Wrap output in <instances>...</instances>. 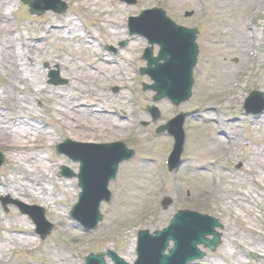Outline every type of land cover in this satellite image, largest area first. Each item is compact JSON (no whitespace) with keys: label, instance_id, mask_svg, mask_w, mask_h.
<instances>
[{"label":"rangeland","instance_id":"rangeland-1","mask_svg":"<svg viewBox=\"0 0 264 264\" xmlns=\"http://www.w3.org/2000/svg\"><path fill=\"white\" fill-rule=\"evenodd\" d=\"M61 1L66 11L43 15H31L21 0H5L9 7H0V18L4 15L0 23L7 17L13 32L9 50H16L17 61L16 67L11 60L3 64L0 59V109L10 114L13 125L23 118L49 132L43 139L24 140L25 145H33L36 159H44L45 176L40 182L23 176L22 169L15 170L11 141L7 139L6 146L0 138L5 156L0 168V243L17 237L0 253V264H85L90 253L107 251L132 263L137 233L161 231L180 210L214 217L221 225L216 230L222 245L216 252L199 247L206 258L192 264H264V113L245 115L243 108L249 93L260 91L264 96V0H104L101 6L92 5L96 0ZM152 7L164 9L181 26L199 30L193 96L178 108L168 100L155 103V94L143 90L144 84H151L148 76L140 74L146 67L141 54L147 40L128 36L125 28L124 16H137ZM113 17L119 19V37L113 35L117 31ZM7 38L0 29V42ZM254 39L258 46L251 58L248 52L256 44L251 45ZM124 42L127 45L120 47ZM29 46H37L44 55L37 51L28 55ZM111 47L117 49L116 55L107 49ZM157 51L155 46V55ZM52 73L66 84H50ZM13 84L18 92L5 93ZM41 89L48 92L37 102L34 93ZM22 97L31 104L13 108V101ZM216 105L222 110L217 111ZM148 107L159 110V120L153 121ZM187 111L195 114L187 117L184 126L183 161L179 169L167 173L163 159L173 139L153 129ZM78 122L91 128L74 127ZM67 139L96 144L123 141L136 152L120 166L110 185V207L101 206L103 220L91 232L69 216L80 189L77 179L60 175L61 168L77 173L79 164L55 150ZM220 156L224 158L218 160ZM14 173L26 184L33 180L30 187L37 189L41 200L26 192L16 197L9 191ZM166 196L167 210L138 222ZM8 197L45 209L47 219L55 224L50 237L42 241L32 220L13 203L6 209L1 199ZM21 237H28V243L23 245Z\"/></svg>","mask_w":264,"mask_h":264},{"label":"water","instance_id":"water-1","mask_svg":"<svg viewBox=\"0 0 264 264\" xmlns=\"http://www.w3.org/2000/svg\"><path fill=\"white\" fill-rule=\"evenodd\" d=\"M24 2L31 6L30 12L42 13V1L27 2L24 0ZM46 6L48 9L53 8L51 5ZM137 26L133 27V33H140L151 44L156 43L162 47L160 57L153 59L149 54L145 57L149 62V69L145 73L155 81L152 89L158 92L156 98H170L175 104L189 99L192 87V69L196 64L198 54L194 34L174 27L160 14L152 15L149 18L144 17ZM248 109L258 114L264 107L259 110ZM175 122L178 124L169 131L179 139L177 131L181 129L182 120L179 118ZM66 148L67 145L61 152L82 164L79 185L83 189V193L80 194V202L76 205L72 216L87 228L95 227L101 219L98 214L99 204L108 198L106 192L108 183L115 177L118 163L128 159L129 155L121 148L118 150L93 149L87 152H74V150ZM205 219L195 213L181 212L164 233H156L151 236L148 232H142L138 243L139 260L137 264H172L169 263L170 259L176 261L177 264H188L203 256L196 251L199 244L215 251L219 244V235L213 232L216 224L209 220L206 228L201 230L197 228L200 225L198 220ZM35 220L39 224V221ZM209 235L214 236L212 241L207 239ZM170 240L176 242V247L169 256H165L164 252L167 250ZM99 258L102 259L103 256L101 255ZM114 259L120 263L116 258Z\"/></svg>","mask_w":264,"mask_h":264},{"label":"bare ground","instance_id":"bare-ground-1","mask_svg":"<svg viewBox=\"0 0 264 264\" xmlns=\"http://www.w3.org/2000/svg\"><path fill=\"white\" fill-rule=\"evenodd\" d=\"M5 0H0V7L2 6H6V8L9 7L8 3H4ZM103 3V5L106 3L104 0H96L95 2H93L92 5L95 6H101ZM4 18V15L1 17ZM0 18V19H1ZM109 19V18H108ZM111 20H113V23L116 24V33H114L113 35H117L119 37V35L121 33L120 30V25L118 22V17H113L111 18ZM10 23L7 19V17H5V19L2 21V23H0V29L3 30L4 32H6V34H8V38L5 39L4 42H0V59L2 58V63H6L9 64L10 60L12 61L11 64H15V66L17 67V61L16 59V50H13V52L9 50L10 47V43H12V41H14L13 37L11 35H13V32L9 29L11 27ZM76 26V25H75ZM77 27V26H76ZM58 34V33H57ZM56 34V35H57ZM254 41H256L255 47H257V40H251V45L254 43ZM31 51H28V55L29 54H34V51H37L38 53H40L42 56L44 55V52H40L39 48L34 47L33 49L31 48V46H29ZM10 52V53H9ZM1 61V60H0ZM1 63V62H0ZM31 61H29L30 64ZM16 85H11V88H9V90H6L5 93H11L12 91L16 94V92H18V88H15ZM48 91H46L45 89H41L39 92L34 93L35 97H37V102L40 101V97L41 96H46ZM20 93V91H19ZM13 97V95H12ZM15 98V97H14ZM21 103L23 104H28L29 100L26 99L25 97H22V99H18L16 98L13 101V108L16 107H20ZM31 104V103H29ZM11 116L10 114H7L4 111H1L0 109V138L2 139V141H4L5 143H10L11 144L8 146L10 147L12 150H14V154L15 157H13V161L15 162L16 166H15V170H24L23 171V176L28 175L27 177H29L30 179H35L37 181H41V179L45 176L44 172H43V168H44V159H36V157L33 155L32 153V149H33V145L28 146L25 145L24 140L27 138H35L36 140L39 139H43L44 136H46V134H48L49 132L47 131V129L42 126H37V128L31 126L30 124H28L23 118L20 121H14V125L13 123L11 124L8 120L10 119ZM15 126V127H14ZM19 126V127H17ZM31 126V128H29ZM74 127L76 128H84L86 129H90L91 125L85 123V122H78L77 124L74 123ZM27 129L33 130L34 132L31 134L30 132H27ZM36 135V136H35ZM8 139V140H7ZM7 140V141H6ZM7 143L5 144L7 146ZM5 146V147H6ZM24 149H29L30 151H25ZM37 166V167H36ZM35 167V168H34ZM22 173V171H21ZM22 175V174H21ZM17 174H13V179L14 181L8 185V189L9 191H11L16 197L19 196L22 192H26L29 194H33L34 198L38 200H41L39 197H37V192L35 193V191H37L36 188H34L33 186L30 187V185L33 183V180H29V182H31L30 184H26V182H22L20 178H17ZM27 187V188H25ZM42 189V187H41ZM11 196V195H10ZM18 233H22L19 232ZM27 234V233H26ZM31 234V233H30ZM15 239H17L16 236L14 237H6V239H4L3 241H1L0 245L2 244L3 246H0V253L3 252V250H5V248H9L8 242L10 241L11 243H13L15 241ZM21 239L22 242H24L23 245L27 244L28 242V237H21L19 238ZM252 246H254V243L252 242ZM2 254H0L1 256Z\"/></svg>","mask_w":264,"mask_h":264}]
</instances>
